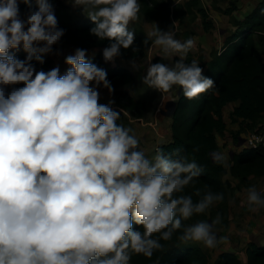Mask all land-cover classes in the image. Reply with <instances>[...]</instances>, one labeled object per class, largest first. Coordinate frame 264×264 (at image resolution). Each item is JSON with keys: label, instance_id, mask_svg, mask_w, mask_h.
<instances>
[{"label": "clouds", "instance_id": "9594fccd", "mask_svg": "<svg viewBox=\"0 0 264 264\" xmlns=\"http://www.w3.org/2000/svg\"><path fill=\"white\" fill-rule=\"evenodd\" d=\"M73 2L94 22L90 32L110 41L106 61L133 45L129 24L139 0ZM37 4L21 18L18 0H0V264H130L133 254L152 257L174 233L207 248L226 240L216 231L219 214L184 223L224 194L197 188L194 201L183 193L203 172L195 158L162 148L145 155L120 112L99 102V86L113 89L86 49L65 57L63 74L59 65L35 68L32 61L43 64L64 34L49 0ZM148 36L164 56L179 59L149 63L145 84L161 93L179 85L189 99L215 90L200 63L185 60L193 38L181 41L157 26ZM21 46L24 60L9 51ZM214 158L221 162L222 155ZM246 200L251 212L264 208V190L249 186Z\"/></svg>", "mask_w": 264, "mask_h": 264}, {"label": "trees", "instance_id": "16d2710c", "mask_svg": "<svg viewBox=\"0 0 264 264\" xmlns=\"http://www.w3.org/2000/svg\"><path fill=\"white\" fill-rule=\"evenodd\" d=\"M21 18H25L30 10L38 8L37 0H18ZM233 3L228 9L222 10L231 16V22L236 27L232 35L228 37L222 52L212 50L211 59L205 61L201 55L197 60L203 69L204 75L212 78L215 90H208L197 98L189 99L184 96L182 90L175 103L172 114L173 140L170 143L156 147L162 148L166 153H172L174 158L188 156L195 158L203 168L200 176L195 177V183L185 186L184 193L192 195L193 200L199 199L194 189H200V195L211 190L222 192L224 198L215 202L204 213L194 215L184 223H191L198 219L211 221L217 214L221 221L216 229L229 227V196L232 190L231 182L224 180L230 172L232 177L239 178L241 185L251 186L250 177L263 178L264 176V148L253 149L245 147L239 154L234 155V164L228 169L222 158L216 162L214 154L219 151L217 134L223 135L227 124L223 117L224 107L239 101L240 105L231 112L232 122L241 120L247 128L253 132L264 128V0H260L248 16L238 20L233 16L237 9ZM186 16H189L188 18ZM175 17L180 20L181 26L186 19L196 21L201 18V26L205 32H211L215 27L209 18L208 10L200 4L199 0H190L184 4H177L174 8L164 0H141L138 20L167 21ZM129 25L134 31L133 45L128 49H121L118 58L125 60L142 61L147 57L152 43L142 29L139 22ZM94 22L89 19L75 28L76 38L80 48H99V54L90 60L102 67L103 49L109 45L108 39L101 40L90 32ZM185 27L180 33L184 40L194 34ZM147 41V43H145ZM18 59L22 60V56ZM176 57L174 61L178 60ZM195 59L189 52L185 58L190 63ZM158 61V59H157ZM156 61V62H157ZM107 79L110 81L115 93L116 106L114 110L120 112V121L128 124L126 112L135 118H142L146 113V103L140 98L130 95L124 88L134 79L131 72L123 67L107 71ZM21 85H16L20 87ZM8 91L11 90L9 86ZM127 122V123H125ZM234 134L235 139L239 137ZM154 150V154L155 151ZM175 149H180L178 153ZM198 149V150H195ZM209 211L211 212L209 214ZM134 230H142L141 225L133 222ZM181 231V230H177ZM163 248L155 250L152 257L143 254H133L130 264H212L210 255L196 242H184L178 239L174 233L170 240H161ZM246 262L235 253L221 252L214 264H264V246L249 243L245 249Z\"/></svg>", "mask_w": 264, "mask_h": 264}, {"label": "crops", "instance_id": "0c3cea01", "mask_svg": "<svg viewBox=\"0 0 264 264\" xmlns=\"http://www.w3.org/2000/svg\"><path fill=\"white\" fill-rule=\"evenodd\" d=\"M259 2H260V0H241V1L240 0H230V4L236 3L237 7L241 4L239 6V10H236L233 12V16L238 20L244 19L246 16L249 15V13L251 12L252 9H254L255 7H257L259 5ZM244 4H246V8L243 7ZM228 8L229 7H227V8L225 7L224 9H228ZM249 8H251V9H249ZM222 16L223 17L228 16L227 19L223 20V22L226 21V23H228V27H219L218 28V34L216 32L217 31V29H216V31H215L216 35H214V33L212 32V33H208L204 36H198V35H192L191 36V38H193V40H194V44H193L192 48L189 50V52L192 54V56L195 59H200V57H201V55H200L201 53H198L197 55L194 54V52H196L198 50V47L201 44L203 45V47L205 46L204 48L206 49L205 53L202 55L205 58L204 59L205 61L210 60V58H211L210 53L212 50H217L218 52H222L224 50L225 43H226L228 37H230L232 35V32L235 30L236 27L233 24H229L230 23V17H231L230 15L224 14ZM149 21H151V23H152V24L150 23L151 27L152 26L156 27V26L161 25V23H160L161 20H149ZM154 31L152 30V28L151 29L148 28L147 29V36H148V33H152ZM200 34L202 35L203 33L200 32ZM213 36H214V38H218L217 39L218 42L213 41V39H212ZM148 37L151 40L154 39V37H150V36H148ZM181 41H183V40H181ZM205 42H206V44H205ZM153 46L156 47V45L151 44V47H153ZM78 47H79V45H78ZM78 47L75 45L70 46V47L64 46L62 48H57V46H53V52L45 55L43 64H41L35 60H33L32 63L35 65V68L37 70L43 69L45 71L59 65L60 73L63 74L67 70V68L69 67V65H67L65 63V57L68 54H74L75 49ZM157 47H159V46H157ZM201 49H203V48H201ZM86 50H87L86 59H91V58L97 56L99 54V51H100L99 48H91V49H86ZM9 51H10V54H12L16 58H18L19 56H22V60H24L27 56V52L23 49V47H20L18 49H10ZM189 52H188V54H189ZM158 56L159 57H157V56L153 57L150 55V52H149V55H147V57L143 60V63H140L142 61L138 62L137 60L127 61V63H126L124 61L125 59H121V58L117 57L116 63H114L112 66H106V67H107L108 71L111 69H114V68H118V67L126 68L131 72V74L134 77L133 81L127 85H133L135 87V84H142V85H146L145 87H149V86H147V84L144 83V81H142L143 77L146 75L147 65L149 63H155V60L157 61V59H158V61L160 60V61L164 62L166 59H168L171 56L173 59L178 57L176 54H170L168 56H164V54L162 52L159 53ZM262 57L264 60V54L262 55ZM169 60L170 59H168V61ZM103 61H104V58H103ZM129 62H132V63L129 64ZM134 63L136 66H134ZM21 86H22V84H21ZM126 89L129 91L131 96H133L135 98L136 97L139 98V96H135L134 94H132L130 89H128V88H126ZM151 89H154V88H151ZM6 91H8V89H6ZM98 91H99V95H100V98H99L100 103L109 104V102H111V107L113 109L117 107L114 90H112L110 92L107 88H105L101 85L98 87ZM155 91H156V89H155ZM162 93L163 94L161 95V97H163L164 101H172V102L176 103L178 98H179V94L177 95V97L175 96V91L172 92L170 90H167V91H164ZM141 98H142V100H144L146 102V105H147V100H146L147 98L140 96V99ZM239 105H240V102L236 101V102H231L224 107L223 117H224L225 122L227 124V128H226V131L223 135L217 134V140H218V146H219V151L217 153L222 155V158L225 161V166L228 169H230V167L234 164V161H233L234 155L239 154L246 147L245 140L253 132L247 128L246 124H242L241 120H238L237 122H232L231 116H230L231 112L236 107H238ZM128 117H130V116H128ZM139 119H141V118H139ZM159 119H161V118H159ZM158 122L155 125L151 126L152 128L149 127L147 129H143V131H140V126L137 125L135 123V121L133 123V126H131L132 133L137 137V139L139 141L138 147L140 149L144 150L145 155H148V156L151 155V157L153 156L154 150L158 145L164 144V143L167 144V143L172 142V140H173L172 120L169 123V125H171V129L169 128V125H166L167 122L165 120H160ZM148 125L150 126V124H148ZM238 133L240 135H239L238 139L236 140L234 137V134H238ZM166 137L168 138L167 142H166ZM149 142L155 143L156 146L155 147H150V146L146 147V144H149ZM224 180L230 181L231 186H232V190H231L230 196H229V219H230V223H229V227L227 229L231 230L230 228L235 227V226L237 227L236 231L238 232L239 236L236 235L238 237V239H237V245H235V246L238 247L240 244L246 243V242L248 244L253 242V243H256L260 246H264V208H261L260 210H258L256 212L249 211L248 206H247V200H246V189L248 187L241 185L240 179L232 177L230 172L224 177ZM262 180H263L262 177L261 178H257L254 176L250 177L251 185H255L258 190L262 186ZM240 214H242V218L240 217V222L238 223V217ZM250 220H251V224L253 226L249 225ZM241 226H242V228H240ZM247 228H248V232H247ZM227 229L219 228V229H216V231L221 233L220 235H223L226 233L225 231ZM231 252L235 253L238 256L236 251H231ZM243 258H245V252H244ZM244 262H246V261H244Z\"/></svg>", "mask_w": 264, "mask_h": 264}, {"label": "rangeland", "instance_id": "374dc122", "mask_svg": "<svg viewBox=\"0 0 264 264\" xmlns=\"http://www.w3.org/2000/svg\"><path fill=\"white\" fill-rule=\"evenodd\" d=\"M164 1H167L170 4V6L172 8H174L177 4H184L190 0H164ZM199 1H200V4L208 10L209 18L213 21V23L215 25V27L212 29V31L208 32V33L213 32L214 35H216V32L218 34V28L219 27H228V23H226V21L223 22V20L227 19L228 16L223 17L222 15H224V13L222 12V10H224L225 7L226 8L231 7L232 4H230V0H199ZM49 2L53 5V9H54V12H55V15L57 18V22H58L57 26L64 29V34L61 37V40L54 46H57V48H62L64 46L70 47V46L75 45L78 47V40L76 38V34H75L76 29L75 28L77 27V25L83 24L86 20H89L90 18L84 13V11L81 7L75 6L73 0H49ZM139 3L141 6V0H139ZM239 6H238V9H236V10H239ZM243 7L246 8V4H244ZM249 9H251V8H249ZM186 17L188 18L189 16H186ZM190 18L186 19V23H184L183 26H181L180 20L173 17L170 20L161 21L160 22L161 25H159L157 27H159L163 31H168L170 29H173L175 31L176 38L181 39L183 41H184V38L180 37L181 36L180 33L185 29V27H188L187 29H189L190 31H193L194 32L193 35L204 36V35L208 34L207 32L204 31V29L202 27H200L201 23H202L201 18H197L198 20H196L194 22L190 21ZM136 21H137V19L134 21H131L129 25L134 24ZM137 22H139L140 28L142 29V31L144 32V34L146 36H147V29L148 28L149 29L152 28L153 31L156 29V27H154V26L151 27L152 23L148 19L138 20ZM229 24H232L231 17H230V23ZM216 29H217V31H216ZM200 32L203 34L201 35ZM191 36H190V38H191ZM212 39H213V41L218 42L217 41L218 38H214V36H213ZM205 44H206V42H205ZM204 47L201 44L198 47V50L196 52H194V54L197 55L198 53H201L200 55H203L205 53V50H206ZM201 48H203V49H201ZM149 52H150L151 56L159 57L158 54L162 52V49H160V47H157V46L151 47V45H150V48L148 50L147 55H149ZM103 58L104 57L102 56V61H103ZM168 59H170V60L168 61ZM168 59H166L164 61V63L174 64L175 59H173L172 56L169 57ZM197 60H199V59H197ZM116 61H117V57L112 61H106L104 59L102 68H104L107 72L108 69L106 66H112L114 63H116ZM124 61L127 63V61H131V60H124ZM159 61H157V62H159ZM138 62H140V61H138ZM155 62H156V60H155ZM131 63L132 62H129V64H131ZM140 63H143V60ZM145 86L146 85L135 84V87L133 85H126L124 87V88L130 89L131 93L134 94L135 96H139V98H140V96L147 98L146 99L147 100L146 108L148 111V112L146 111L147 113L141 119L135 118L131 114L126 112L128 124H125V126H127L131 129V126H133V123L135 121V123L140 126V131H143V129H147V128L155 125L160 120H165L167 122L166 125H169V123L172 120L171 117L173 114V110H174L173 108H174L175 102L164 101L163 97H161V95L163 93H161L158 90L155 91V89H151L150 87H145ZM169 90L172 92L175 91V96L177 97V95L180 93V91L182 89H181V86L174 85ZM128 116H130V117H128ZM159 118H161V119H159ZM125 123H127V122H125ZM148 124H150V126ZM169 128L171 129V125H169ZM167 139L168 138L166 137V142H167ZM164 144H166V143H164ZM160 145H162V144H160ZM138 146H139V144H138ZM149 146L155 147L156 144L149 142V144H146V147H149ZM153 155H154V153H153ZM148 157L151 158V155ZM210 213L211 212L209 211V214ZM240 217L242 218V214H240L238 217V223L240 222ZM249 225L253 226L251 224V220H250ZM240 228H242V226ZM230 229L231 230L227 229L225 231L226 233L222 235V236H226L227 239L220 241L215 248H207V247L199 244L210 255V260H211L212 264H214L215 261L217 260L219 253L231 252V251H236V253L238 254V257H240L242 260L246 261V259H245L246 257L245 258H243V257H244V252H245V249H246V246L248 243L247 242L242 243L238 247L235 246V245H237V239H238L237 236H239L238 232L236 231L237 227L235 226V227H232ZM247 232H248V228H247ZM217 234H218V236H221L220 235L221 233L217 232Z\"/></svg>", "mask_w": 264, "mask_h": 264}, {"label": "built area", "instance_id": "2783aa9c", "mask_svg": "<svg viewBox=\"0 0 264 264\" xmlns=\"http://www.w3.org/2000/svg\"><path fill=\"white\" fill-rule=\"evenodd\" d=\"M245 144L249 148L258 149L264 148V128L260 131L251 133L245 140ZM259 190H264V176L262 186Z\"/></svg>", "mask_w": 264, "mask_h": 264}, {"label": "water", "instance_id": "95a60500", "mask_svg": "<svg viewBox=\"0 0 264 264\" xmlns=\"http://www.w3.org/2000/svg\"><path fill=\"white\" fill-rule=\"evenodd\" d=\"M174 107H175V103H174ZM174 109V108H173Z\"/></svg>", "mask_w": 264, "mask_h": 264}]
</instances>
